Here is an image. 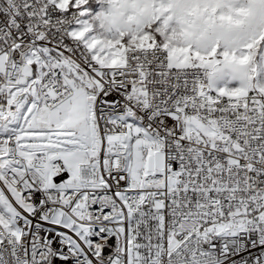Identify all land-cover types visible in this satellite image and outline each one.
Listing matches in <instances>:
<instances>
[{"label": "snow or ice", "instance_id": "1", "mask_svg": "<svg viewBox=\"0 0 264 264\" xmlns=\"http://www.w3.org/2000/svg\"><path fill=\"white\" fill-rule=\"evenodd\" d=\"M0 264H264V0H0Z\"/></svg>", "mask_w": 264, "mask_h": 264}]
</instances>
